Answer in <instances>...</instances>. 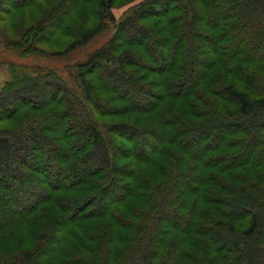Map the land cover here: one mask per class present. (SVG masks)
<instances>
[{"label": "trees", "instance_id": "obj_1", "mask_svg": "<svg viewBox=\"0 0 264 264\" xmlns=\"http://www.w3.org/2000/svg\"><path fill=\"white\" fill-rule=\"evenodd\" d=\"M118 1L46 0L19 28L20 54L68 38L54 57L114 30L63 71L9 66L0 264H264V0H144L119 20Z\"/></svg>", "mask_w": 264, "mask_h": 264}, {"label": "rangeland", "instance_id": "obj_2", "mask_svg": "<svg viewBox=\"0 0 264 264\" xmlns=\"http://www.w3.org/2000/svg\"><path fill=\"white\" fill-rule=\"evenodd\" d=\"M142 1L144 0H119L113 9V13L119 20ZM40 3V5L37 4L26 8L16 9L9 14L0 13V89L3 87L4 83L10 79L9 66L11 64L16 65L17 67L25 66L27 68H33L40 66L44 69L49 68L63 71L66 66L86 60L92 52L104 45L113 34L114 27L110 26L106 32L97 37L89 46L77 50L68 57H54L51 55L53 51L60 50L65 43L69 41L68 38L62 34H58L46 42L35 44L29 53L20 54L12 48V44H18V42L21 41L20 36L18 35L19 28L27 29L30 27L42 17L45 10L44 8L50 6L46 3V0H43ZM85 12L86 6L85 4H82L72 13L67 21H77L84 17ZM223 48H228L227 43L223 44ZM20 69L23 70L22 68ZM16 70L18 69L16 68ZM29 71V69H24L23 72L29 73ZM207 95H209V98H212L211 94L208 92ZM138 142L141 144L138 151L141 154H144L145 149H143L144 146L141 143L140 138ZM77 147L79 148L78 145ZM73 150L76 149L73 148ZM140 169L147 175L152 174L157 170L150 164L140 165ZM101 200H105V198L101 197ZM120 209L123 210L122 208ZM29 231L30 228L23 226L18 232V236L24 238L28 244L32 242V237Z\"/></svg>", "mask_w": 264, "mask_h": 264}]
</instances>
